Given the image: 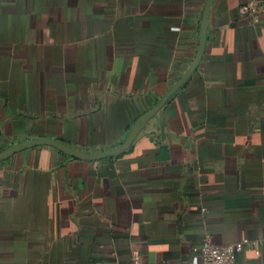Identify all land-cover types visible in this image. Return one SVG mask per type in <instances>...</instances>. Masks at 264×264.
<instances>
[{
  "label": "crops",
  "instance_id": "crops-1",
  "mask_svg": "<svg viewBox=\"0 0 264 264\" xmlns=\"http://www.w3.org/2000/svg\"><path fill=\"white\" fill-rule=\"evenodd\" d=\"M246 1L213 0L196 69L124 151L0 161V264H190L206 237L258 241L236 260L264 264V13ZM205 2L0 0V151L121 144L192 62Z\"/></svg>",
  "mask_w": 264,
  "mask_h": 264
},
{
  "label": "water",
  "instance_id": "water-1",
  "mask_svg": "<svg viewBox=\"0 0 264 264\" xmlns=\"http://www.w3.org/2000/svg\"><path fill=\"white\" fill-rule=\"evenodd\" d=\"M213 0H206L203 11H202V16H201V21H200V26H199V40H198V47L196 49L194 58L190 65L186 68V70L183 72V74L180 76V78L177 80V82L172 86L170 90L156 103L154 104L151 108H149L147 111L142 113L140 116L137 117V119L134 121L132 124L129 133L125 140L119 144L118 146H114L112 148L102 150L99 152H91V153H86L82 152L79 150H74L67 145L63 144L62 142H59L54 139H49V138H37L33 140H26L22 142H18L15 144L10 145L9 147L3 149L0 151V161L4 160L14 153L39 146V145H48L56 148L57 150L71 156L77 159H83V160H96L100 159L103 157L107 156H112L116 155L125 149H127L132 141L135 139L137 134L142 130V128L145 126L146 122L163 106V104L166 102L168 97L175 91L177 90L192 74V72L196 69L201 56L204 52L205 49V44H206V39H207V24H208V16H209V10L210 6L212 4Z\"/></svg>",
  "mask_w": 264,
  "mask_h": 264
},
{
  "label": "built area",
  "instance_id": "built-area-1",
  "mask_svg": "<svg viewBox=\"0 0 264 264\" xmlns=\"http://www.w3.org/2000/svg\"><path fill=\"white\" fill-rule=\"evenodd\" d=\"M239 15L252 24L260 22V16L264 13V2L249 0L238 7ZM258 241L244 239L239 243L214 244L209 238H204L199 244L192 247L193 257L190 264H239L236 253L243 247L257 248ZM255 252L259 251L255 249ZM118 264H140L138 252H132L127 260Z\"/></svg>",
  "mask_w": 264,
  "mask_h": 264
}]
</instances>
